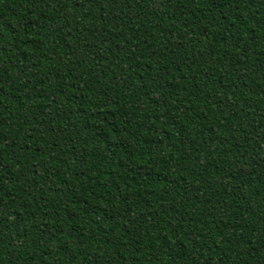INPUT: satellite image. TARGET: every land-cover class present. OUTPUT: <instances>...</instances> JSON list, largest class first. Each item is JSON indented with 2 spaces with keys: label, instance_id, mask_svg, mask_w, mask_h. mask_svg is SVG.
I'll list each match as a JSON object with an SVG mask.
<instances>
[{
  "label": "trees",
  "instance_id": "obj_1",
  "mask_svg": "<svg viewBox=\"0 0 264 264\" xmlns=\"http://www.w3.org/2000/svg\"><path fill=\"white\" fill-rule=\"evenodd\" d=\"M0 264H264V0H0Z\"/></svg>",
  "mask_w": 264,
  "mask_h": 264
}]
</instances>
